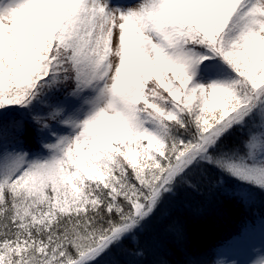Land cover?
I'll use <instances>...</instances> for the list:
<instances>
[{
	"label": "snow or ice",
	"instance_id": "1",
	"mask_svg": "<svg viewBox=\"0 0 264 264\" xmlns=\"http://www.w3.org/2000/svg\"><path fill=\"white\" fill-rule=\"evenodd\" d=\"M221 198L264 204V0H0V264H264V215L190 245Z\"/></svg>",
	"mask_w": 264,
	"mask_h": 264
},
{
	"label": "trees",
	"instance_id": "2",
	"mask_svg": "<svg viewBox=\"0 0 264 264\" xmlns=\"http://www.w3.org/2000/svg\"><path fill=\"white\" fill-rule=\"evenodd\" d=\"M222 199L223 212L220 215L210 217L206 221L191 223L189 225L192 247L202 252L209 251L216 246L229 242L240 232L245 220H259V215L264 213V204H258L252 210L245 212L244 208L226 198ZM121 259H124L123 257ZM152 257L149 256V260ZM174 261L182 259L179 253L171 257ZM211 259V257H209Z\"/></svg>",
	"mask_w": 264,
	"mask_h": 264
},
{
	"label": "rangeland",
	"instance_id": "3",
	"mask_svg": "<svg viewBox=\"0 0 264 264\" xmlns=\"http://www.w3.org/2000/svg\"><path fill=\"white\" fill-rule=\"evenodd\" d=\"M264 215V213L262 214ZM261 215H259L260 217ZM253 228L252 232L249 235V239L246 243V247L254 248L257 251L261 247V239H260V218L253 225H250Z\"/></svg>",
	"mask_w": 264,
	"mask_h": 264
}]
</instances>
